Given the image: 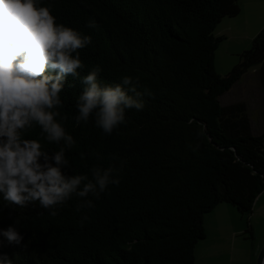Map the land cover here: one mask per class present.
Returning <instances> with one entry per match:
<instances>
[{"label": "trees", "instance_id": "obj_1", "mask_svg": "<svg viewBox=\"0 0 264 264\" xmlns=\"http://www.w3.org/2000/svg\"><path fill=\"white\" fill-rule=\"evenodd\" d=\"M38 6L49 7L58 24L92 37L79 50L81 76L100 65L102 83L129 75L139 79L137 91L148 94L143 110H127L126 123L105 136L93 122L75 125L82 85L68 77L61 113L77 143L66 153V171L90 176L93 165L119 168L124 161L120 184L80 213L76 198L57 216L38 202L20 208L0 201V228L19 218L24 236L21 245L0 236V253L13 264H198L205 215L229 203L249 216L264 190V130L253 134L246 103L220 101L259 66L264 110V28L221 75L215 52L222 37L214 31L224 17L240 13L238 0H38ZM89 20L97 27H87ZM24 138L59 150L40 138L38 127ZM84 215L89 219L82 225Z\"/></svg>", "mask_w": 264, "mask_h": 264}, {"label": "clouds", "instance_id": "obj_2", "mask_svg": "<svg viewBox=\"0 0 264 264\" xmlns=\"http://www.w3.org/2000/svg\"><path fill=\"white\" fill-rule=\"evenodd\" d=\"M87 27L96 28L95 20H89ZM91 43L90 35L58 24L50 8L38 6V0H0V201L7 206L26 208L38 202L57 216L60 207L76 198L75 211L80 213L95 207L92 198L99 200L110 186L120 184L124 161L119 168L93 165L90 176L66 171L70 168L66 153L77 143L64 126L68 115L61 113L68 77L82 85L75 98V125L93 122L105 136L126 123L127 110H143L142 96L148 94L147 89L138 92L139 79L129 75L119 83H102L100 65L81 76L79 50ZM34 127L42 140L59 145V150L50 152L39 139L24 138ZM94 155L102 159L100 153ZM88 219L84 215L80 223ZM19 225L15 218L14 224L0 228V236L21 245ZM0 264L13 260L0 253Z\"/></svg>", "mask_w": 264, "mask_h": 264}, {"label": "crops", "instance_id": "obj_3", "mask_svg": "<svg viewBox=\"0 0 264 264\" xmlns=\"http://www.w3.org/2000/svg\"><path fill=\"white\" fill-rule=\"evenodd\" d=\"M238 1L240 13L234 17H224L214 31L217 37H222L215 52V67L216 69L219 67L222 75L228 74L233 69L239 62V55L252 47L254 38L264 28V0ZM248 76L247 72L227 92L243 86L242 96L238 95L239 98H236L235 102L245 101L248 94V96L254 95L264 122L263 93L260 83L258 82L259 85L251 84L249 80H245ZM227 92L222 96L228 94ZM261 193H264V190ZM260 194L251 213L253 223L254 220L264 217V195ZM204 225L206 238L198 242L195 250L198 264L258 263V257L264 244H257L254 233L252 237L247 234L245 216L232 204L217 205L205 215Z\"/></svg>", "mask_w": 264, "mask_h": 264}, {"label": "rangeland", "instance_id": "obj_4", "mask_svg": "<svg viewBox=\"0 0 264 264\" xmlns=\"http://www.w3.org/2000/svg\"><path fill=\"white\" fill-rule=\"evenodd\" d=\"M216 35V32H214ZM220 55V53H219ZM218 55V57H219ZM258 68L259 66H254L253 68L249 69L248 71V78H245V80H249L251 84L259 85V79H258ZM217 71L220 73V69L218 67ZM221 74V73H220ZM222 75V74H221ZM225 75V74H224ZM257 82V83H256ZM245 85V84H241ZM242 90L243 86H240L239 88L235 89L233 88L230 92H227L228 94H225L224 96L220 97V101L222 105H228L234 103L236 101V98H239L238 95L242 96ZM246 93H244L245 95ZM249 95V94H248ZM245 101H242L247 104L249 113L253 122L252 132L253 134H260L264 130V122L262 121V112L261 109L257 106V101L254 98V95L248 96ZM234 206V205H233ZM235 207V206H234ZM238 210V209H237ZM244 215V214H242ZM245 216V222L247 224V229L252 226L253 233L255 235V240L258 245L264 244V217L258 220L251 221V215H244ZM254 218V217H253ZM248 235H250V232H247ZM264 247V245H263ZM262 247V248H263ZM262 250V249H261Z\"/></svg>", "mask_w": 264, "mask_h": 264}, {"label": "water", "instance_id": "obj_5", "mask_svg": "<svg viewBox=\"0 0 264 264\" xmlns=\"http://www.w3.org/2000/svg\"><path fill=\"white\" fill-rule=\"evenodd\" d=\"M257 264H264V247L262 248L259 257H258V263Z\"/></svg>", "mask_w": 264, "mask_h": 264}]
</instances>
